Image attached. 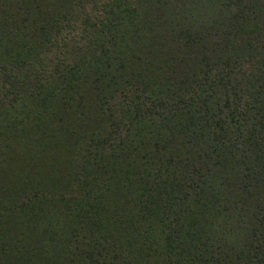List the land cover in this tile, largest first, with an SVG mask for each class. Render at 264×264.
I'll list each match as a JSON object with an SVG mask.
<instances>
[{
	"label": "trees",
	"instance_id": "obj_1",
	"mask_svg": "<svg viewBox=\"0 0 264 264\" xmlns=\"http://www.w3.org/2000/svg\"><path fill=\"white\" fill-rule=\"evenodd\" d=\"M0 264H264V0H0Z\"/></svg>",
	"mask_w": 264,
	"mask_h": 264
}]
</instances>
